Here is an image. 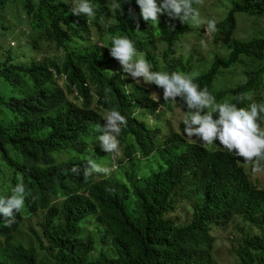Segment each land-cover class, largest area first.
Wrapping results in <instances>:
<instances>
[{"label": "trees", "instance_id": "16d2710c", "mask_svg": "<svg viewBox=\"0 0 264 264\" xmlns=\"http://www.w3.org/2000/svg\"><path fill=\"white\" fill-rule=\"evenodd\" d=\"M15 1L0 0V9ZM71 2L25 0L31 27L40 40L64 52L61 58L18 62L13 52L20 51L14 48L0 55V175L11 179L12 187L19 177L26 188L25 205L11 226L0 214V264H220L214 254L215 228L230 227L238 219L246 225L238 226L244 234L235 249L239 264H264V188L227 149L188 143L179 132L162 143L158 137L164 128L149 127L148 119L160 121V109L171 111L173 103L157 102L150 90L122 78L123 71H113L99 44L89 41L79 47L76 40L90 32L82 20H74ZM93 3L95 23L111 21V36L100 37V42L112 45L114 36L126 35L150 59L162 42L159 60L167 64L155 62L152 70L191 72L194 57L179 58L178 52L192 26L176 20L173 31L166 16L152 26L143 20L136 0ZM113 3L120 7L111 8ZM238 14L264 18V0L234 2L229 19L217 24L220 33L214 41L215 46L224 43L231 53L216 57L196 82L217 102L233 96V103L247 107L248 97L264 86V35L252 42H232ZM37 49L33 44L32 50ZM244 62L260 64V70L249 72L247 80L231 90L214 93L223 73ZM61 79L69 94L85 98V104L69 100ZM91 94L96 95L97 109L89 106ZM112 108L127 118L118 139L128 146V160L122 159L126 165L113 174L85 180L82 173L89 157L112 166V155L97 141L102 113ZM73 167L81 174L73 173ZM7 195L0 185V196ZM182 201L192 213L184 223L174 217ZM32 217H39V230L25 224Z\"/></svg>", "mask_w": 264, "mask_h": 264}, {"label": "clouds", "instance_id": "9594fccd", "mask_svg": "<svg viewBox=\"0 0 264 264\" xmlns=\"http://www.w3.org/2000/svg\"><path fill=\"white\" fill-rule=\"evenodd\" d=\"M136 3L141 9L143 20L152 26L159 23L162 16H166L167 26L173 31L176 30V20L194 28L203 26L206 37L218 30L217 20H206L194 6L200 0H136ZM70 6L71 13L76 16L83 15L91 20L96 15L97 6L93 0H72ZM110 7L118 9L120 6L113 3ZM109 50L110 55L121 65L125 74L122 78L131 77L137 83L142 80L148 85H155L163 90L164 101L175 104L179 100L182 103L187 112L183 124L188 138H196L204 146L219 141L220 145L245 162L255 161L258 165L264 160V102H252L247 107H239L238 103L228 100L217 102L206 87L201 88L196 82L199 75L196 72L153 71L145 54L139 52L134 41L126 35L114 36ZM109 73L114 75L111 71ZM243 99L238 98V102ZM126 126L127 118L115 108L105 114L104 123L97 126L100 133L97 141L103 151L110 155L117 154L118 138ZM257 170L253 168V171ZM71 171L81 174L78 167H73ZM112 171L113 167L102 165L89 157L82 174L87 180L94 174L110 175ZM17 179L19 182L12 189L11 195L0 196V214L8 226L15 222L16 214L25 205L26 188L20 178Z\"/></svg>", "mask_w": 264, "mask_h": 264}, {"label": "rangeland", "instance_id": "374dc122", "mask_svg": "<svg viewBox=\"0 0 264 264\" xmlns=\"http://www.w3.org/2000/svg\"><path fill=\"white\" fill-rule=\"evenodd\" d=\"M236 0H200V3L195 6L201 13L203 18L211 19L215 18L217 24H221L229 19L230 13L234 9V2ZM38 2V0H36ZM72 3V2H71ZM70 3V4H71ZM25 0H16L13 3L7 4L3 9H0V26L1 31L5 34L0 38V55L6 56L7 51L10 48L17 49L20 52H13V57L17 59L18 62H30L33 59L42 60L44 57H54L61 58L64 55L62 50H56L54 45L48 44V42H43L40 40L37 32L31 27L30 20L27 17L25 11ZM97 14V13H96ZM74 20H82L86 27L89 29L90 34H85L82 39H77L79 47H84L87 45V42L93 41L96 44H99L106 50L108 54V60L113 66V71L122 72L121 65L119 62L110 55L109 48L112 46L110 44H105L100 42V37H110L111 35L107 32L108 27L111 25L110 19H99V25L95 23L96 15L94 18L89 20L86 16H76L74 15ZM2 26H9V30L2 29ZM204 27L194 28L193 31L185 35L180 42L178 57L185 58L189 60L194 57L193 63L191 65V72H196L200 75L210 71L211 66L216 57L225 58L230 55L231 50L224 43L220 45L214 44L216 32L211 33L207 37L204 35ZM264 35V18L258 19L257 17L238 14L237 15V28L232 42H252L255 39L260 38ZM224 39V38H223ZM37 44L38 49L32 50V45ZM160 50L154 51L155 58L150 59L148 53H145V58L149 61L152 68L156 66L155 62L161 66H165L167 62L159 60L160 52L165 48L164 44L159 43ZM260 70V64L253 65L250 62H244L243 64L238 65L233 70H229L223 73V75L217 80L214 88V93H219L225 90H231L234 85L247 80V74L249 72H258ZM189 72V73H191ZM129 80L132 84L143 86L145 89L150 90L153 96V99L157 102H160L162 98L163 90L157 88L155 85H148L142 80L137 83L129 77ZM59 85L64 89L69 100L72 102L78 103L80 105L85 104L86 100L83 97H79L77 100L73 95H70L68 90L65 87L64 79L59 80ZM213 95V94H212ZM214 96V95H213ZM216 98V97H215ZM228 100L229 102H234L235 97L228 96L223 101ZM221 101V102H223ZM248 103L252 102H264V86L260 93L253 94L248 97ZM90 108L97 109V98L95 94H91V101L89 103ZM173 110H167L166 108H161L160 113L163 114V117L160 121L157 122V118H149L148 126L149 127H163V132L159 135L158 139H162L164 142V137L170 135L173 132H179L183 135L188 143L202 144L196 138H188L183 130V120L187 116L186 109L182 103L178 106L173 104ZM106 112H103V118ZM146 121V120H143ZM264 121V119H262ZM157 122V124L155 123ZM262 127H264V122H262ZM155 129V130H156ZM157 141V138L155 139ZM217 148L225 149L222 145L219 144V141L214 142L212 145L207 147L212 148L213 146ZM153 145L148 147L150 151ZM157 146H159L157 144ZM204 146V145H203ZM128 148L127 145L120 143L117 150V154L112 155L113 171L111 174L116 172L120 165H126V161L122 159H127L128 157L124 154L125 150ZM139 157H142L138 153ZM146 157H142V160H146ZM241 164L250 175L253 182L262 188H264V161H260L257 165L255 161L245 162L240 158ZM258 168L257 171H253V168ZM10 174L12 173L9 170ZM0 185L4 188L8 195H11L12 189L15 187L13 181L7 176L0 175ZM192 216L191 211H189L187 204L183 201L178 205L176 211L174 212V217L178 218L181 222H186ZM39 217H32L30 219H25V224H32L37 230L40 229L38 226ZM241 226L246 227L242 219H238L236 223L231 224L230 227H217L215 228V259L220 262V264H239V257L235 249L240 248L243 241V232L238 228ZM93 228V227H92ZM25 230V229H24ZM41 262L49 263L47 260H41Z\"/></svg>", "mask_w": 264, "mask_h": 264}]
</instances>
